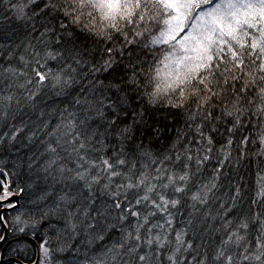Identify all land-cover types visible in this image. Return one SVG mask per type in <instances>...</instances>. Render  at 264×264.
Returning a JSON list of instances; mask_svg holds the SVG:
<instances>
[{"label":"snow or ice","instance_id":"obj_1","mask_svg":"<svg viewBox=\"0 0 264 264\" xmlns=\"http://www.w3.org/2000/svg\"><path fill=\"white\" fill-rule=\"evenodd\" d=\"M0 3V146L39 141L59 186L0 215V245L39 234L40 264H264V0ZM253 162L254 189L236 179Z\"/></svg>","mask_w":264,"mask_h":264},{"label":"trees","instance_id":"obj_2","mask_svg":"<svg viewBox=\"0 0 264 264\" xmlns=\"http://www.w3.org/2000/svg\"><path fill=\"white\" fill-rule=\"evenodd\" d=\"M3 9L4 5L0 3V19H4L6 23L10 24L12 27H15L16 25L13 24L12 21L7 20V17L10 16L11 13L4 12ZM2 42L5 41H0V43ZM7 43H11V41H7ZM0 62L4 61L0 59ZM158 67H160L162 71H167L164 69L162 64L158 65ZM7 87L8 82L0 81V93H3ZM10 91L16 92V89L12 88ZM25 111L28 110L25 109ZM24 119L27 121L28 118L25 116ZM33 119H35V117H33ZM15 123L19 124V119H17ZM35 126V124L29 122V128L34 129ZM10 128L11 122L7 127L0 128V132H9ZM26 132H28V129H26ZM170 134L174 135V133ZM43 138L44 137H41V139ZM42 147L43 146L39 144V141L29 144L26 139L19 140L17 143L11 145L7 144L6 142L5 146H0V170L3 171L2 178L6 182L8 189L12 190L19 197V208L13 211L5 210L7 212L3 214L10 221L18 212L35 207V205L32 204V201L36 200L38 196L43 194V189L48 188L50 191L54 192L53 197L48 200V203L52 202V199L55 198V192H58L59 190V186H56V188L53 189L51 181H46L43 178L44 173L39 170L40 163H37L36 161L38 159L39 151L42 150ZM30 164L33 166L29 167ZM256 171V165L253 162L247 167V169L241 168L240 175L236 176V179H240L242 176L243 183L245 184L246 188L254 189L255 181L257 179ZM233 183H235V180ZM224 191V189H221L222 193ZM7 234V243L18 237H31L30 235H21L12 231H9ZM39 239H41V237L39 234H37L35 241L37 242ZM7 243L0 245V260L3 253V248L7 245ZM20 248H24V252H20ZM36 253L37 249L33 242L27 240L15 241L6 247L4 259H19L21 262L26 264H32L35 262ZM8 264L18 263L9 262ZM38 264H40V260Z\"/></svg>","mask_w":264,"mask_h":264},{"label":"water","instance_id":"obj_3","mask_svg":"<svg viewBox=\"0 0 264 264\" xmlns=\"http://www.w3.org/2000/svg\"><path fill=\"white\" fill-rule=\"evenodd\" d=\"M0 173H3V171L0 170ZM11 200H12L13 203L17 204L18 207L20 206V205H19V197H18V195H14L13 197H11ZM18 207H17V208H18ZM17 208H15V209H17ZM5 210H12V209H11V208H3V209L0 211V215H2V213H3ZM7 235H8V234H7ZM21 240H27V241L33 242V243L35 244V246H36L37 253H38V244H37V242H36L34 239H32L31 237H27V236L18 237V238L14 239V240L9 241V242L7 243V245L3 248V251H2L3 253H2V255H1L0 264H8L9 262H16V263H18V264H26V263H24V262H21L19 259H4V252H5L6 247H7L10 243H13V242H15V241H21ZM37 253H36V259H35V262L32 263V264H38V263H39V260H40V259L38 258Z\"/></svg>","mask_w":264,"mask_h":264},{"label":"flooded vegetation","instance_id":"obj_4","mask_svg":"<svg viewBox=\"0 0 264 264\" xmlns=\"http://www.w3.org/2000/svg\"><path fill=\"white\" fill-rule=\"evenodd\" d=\"M2 174H3V173H0V192L3 191L4 187H7V188H8L6 182H5V181L3 180V178H2ZM9 191H10V192H13V191L10 190V189H9ZM13 193H14V192H13ZM3 208H4V206L0 205V211H1ZM18 208H19V207H18ZM18 208H17V209H18ZM17 209H14V210H17ZM9 211H13V210H9ZM5 212H7V211H4V212L2 213V215L5 214Z\"/></svg>","mask_w":264,"mask_h":264},{"label":"rangeland","instance_id":"obj_5","mask_svg":"<svg viewBox=\"0 0 264 264\" xmlns=\"http://www.w3.org/2000/svg\"><path fill=\"white\" fill-rule=\"evenodd\" d=\"M12 210H14V209H12Z\"/></svg>","mask_w":264,"mask_h":264}]
</instances>
